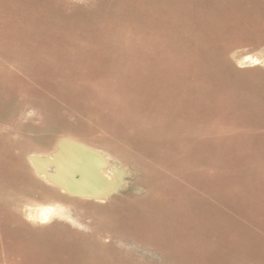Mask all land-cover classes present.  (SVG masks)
Masks as SVG:
<instances>
[{"label": "rangeland", "instance_id": "1", "mask_svg": "<svg viewBox=\"0 0 264 264\" xmlns=\"http://www.w3.org/2000/svg\"><path fill=\"white\" fill-rule=\"evenodd\" d=\"M65 140L125 189L39 177ZM0 264H264V0H0Z\"/></svg>", "mask_w": 264, "mask_h": 264}, {"label": "bare ground", "instance_id": "2", "mask_svg": "<svg viewBox=\"0 0 264 264\" xmlns=\"http://www.w3.org/2000/svg\"><path fill=\"white\" fill-rule=\"evenodd\" d=\"M28 161L39 177L59 185L69 194L95 200H105L109 195L124 188L127 184L126 177L129 175L126 167L100 150L66 140L60 142L56 153L33 154L28 157ZM74 161L84 164L85 169L81 171V178L93 173L99 180L100 184L94 186L93 192H73L63 184V179L68 178L67 172L70 170L68 167ZM55 211L54 206H42L35 208L32 214L34 218L43 221L54 215Z\"/></svg>", "mask_w": 264, "mask_h": 264}, {"label": "water", "instance_id": "3", "mask_svg": "<svg viewBox=\"0 0 264 264\" xmlns=\"http://www.w3.org/2000/svg\"><path fill=\"white\" fill-rule=\"evenodd\" d=\"M70 170L67 172V179L66 177L63 179V184L68 187L69 190L73 192H82V193H89L95 190L94 186L98 183L100 184L97 177L90 173L87 176H81L82 169H85L84 164L76 163L75 161L70 163ZM93 186H92V185Z\"/></svg>", "mask_w": 264, "mask_h": 264}]
</instances>
